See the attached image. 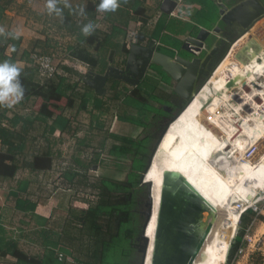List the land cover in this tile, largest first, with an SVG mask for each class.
Instances as JSON below:
<instances>
[{
	"label": "rangeland",
	"instance_id": "1",
	"mask_svg": "<svg viewBox=\"0 0 264 264\" xmlns=\"http://www.w3.org/2000/svg\"><path fill=\"white\" fill-rule=\"evenodd\" d=\"M207 1L206 6L210 7L211 3L209 0ZM63 2L65 4V0ZM96 2L97 0H68L67 3L70 7L63 5L61 6L63 8L62 11L73 13L76 16L74 23L67 25L69 32L53 33L50 31V36L44 34L46 36L44 40L46 44L42 46L43 49H39L51 53L66 74L72 69L76 72L90 73V66L81 65L76 59L74 60L70 49L71 42L81 45L80 43L78 44L79 31L89 22L94 25L99 24L100 27L96 28L109 35V42L103 45L100 50L89 47L92 52L103 58L102 64L97 66L96 71L98 73L104 74L110 66L124 68L134 44L141 46H148L150 44L147 41H140V32L133 30L132 32L128 27L130 18L134 17L135 14H147V12L150 13L154 9L150 7L148 1L120 0V7L115 12L92 10L91 8ZM131 7L134 8V13L129 10ZM81 8L83 9V14L80 12ZM171 13L173 14L174 11ZM59 18L55 12L48 13L45 22L51 20L57 22ZM154 20L155 18L152 19V22ZM148 25L151 26V24ZM78 29L80 30L78 31ZM237 30H239L238 27L231 29L232 32ZM247 38L248 36L240 39L237 45L241 46L242 42ZM249 43L258 45V47L251 46V52L254 54L253 58H257V49H263L262 52H264V48L257 43L256 39L252 38ZM9 45L7 43L4 47H0V62L13 58L6 54V48ZM238 48L235 47L234 50ZM232 54L225 56L218 63L215 70L212 71L208 79L202 82L199 88H195L193 98L171 123L159 147L160 151L165 150L176 159L169 163L171 164V169L181 171L179 169H184L185 167L187 169L190 165L195 166L196 171L191 176V182L197 186L209 201V204L205 205L203 214L206 215L205 226L211 222L212 227L206 240L203 241L204 243L193 264H264V141H262L261 151L255 161L243 159L246 157L247 144L256 141L258 138H264V108L263 112L257 108L255 111L251 110L250 114L244 112V108H232V102L229 100V90L232 83L227 80ZM261 65L259 64V67ZM23 69L32 73L36 79L40 77V73L35 65H33V62H30V66ZM251 69L254 70L253 66L248 67L250 77H252ZM240 70V67L233 70L235 77ZM148 72L157 74L160 80H147L148 76L146 75L147 77L143 78L145 80L142 84L143 87H141L142 85L135 87L128 81L119 79V84L123 81L128 86L125 87V90H122L121 95L118 94L117 96L121 99V103L115 104V107L110 108L108 112L91 110L90 115L86 111L88 108L73 107L72 112H70L71 114L68 113L72 117L69 121L73 126L70 134L62 133L61 136L54 137L51 136L52 129L50 126L40 124L41 126L37 130L36 137L35 133L31 137H28L30 140L28 143L31 148L35 140L39 139L38 136L41 135L44 138L51 136L55 142L53 149L59 154L60 161L57 162L58 166H56V169L58 172L57 174L56 172L54 173L56 177L53 178V184L57 188L53 193L55 212L52 219L56 218L55 223L58 224L55 227L59 231L63 228L69 231V228H71L70 231L74 234L72 240L73 249L68 256L70 254L78 256L79 259H76V261L78 260L79 263L77 261L75 264H94L99 261L96 253L97 248L94 247V244L92 245L91 238H99V236L103 238L102 232H89L83 218L91 204L99 199V178L111 179L113 183L110 182V186L112 188L116 186L117 188H122L123 184L128 180V172L119 167L117 164L118 157L112 155L110 149L115 143H121L117 136L138 137L142 133L143 128L138 124L123 119L138 120L144 115L143 112L147 110V108H144L145 102L152 101V94L159 91L162 92L166 86L171 90L175 85V81L156 64H151ZM161 80L165 81V83H162ZM85 84L84 81L76 80L73 84L69 85L67 90L68 94L72 92L71 94L75 95L76 102H78L77 105L80 106L84 105L83 93L85 92ZM93 90L96 92L95 89ZM96 93L103 96L108 94L107 89L103 94ZM64 94H66V90ZM219 94L223 96V103L215 111L212 109V104L213 102H218L219 97L217 95ZM174 98L176 99L174 101L177 103V106L181 105L184 100L181 96L175 94ZM77 100H83V103L79 104ZM136 102L140 108L134 109ZM64 103L60 107H65ZM177 109L170 110L169 115L161 116L154 123L151 131L148 133L147 145L149 152L152 151L165 122ZM30 110L29 112L33 114L34 111H40V108H31ZM65 110L66 108L64 110L59 108L55 111L61 114L66 113L67 111ZM200 112H206L207 117L201 119L198 116ZM217 133H219V136ZM185 140H188L189 145L186 146L185 144L184 147L183 141ZM192 145L194 146L191 147ZM189 153L193 154V157ZM156 160L157 162H162L165 159L161 160L156 157ZM221 160L224 162L220 163ZM162 171L158 166L153 165L147 174V180L155 183V180L157 181L162 177ZM240 175H243L244 179L242 185L240 184ZM249 193H253L254 195L260 194L257 198L255 196L256 200L250 205V209H253L256 213L253 214L247 210L241 213L240 216L242 208L238 205V202H242L243 206L251 203L253 198H248ZM137 198L136 210L138 212V221L136 226L139 232L129 257L124 264H138V262L140 264V248L142 247L140 231L145 211L147 210V185L140 186L137 191ZM153 198V213L155 218H157L158 210L155 203L157 199L155 193L153 194ZM245 215L248 218L244 221ZM19 216H17V221ZM239 216L240 219H238ZM70 220L73 222L69 223ZM156 224L157 220L155 219L152 222L151 219L148 228L150 244L146 264H150L151 261L150 256L153 249L152 242H154L155 238L154 228ZM52 225L55 224L52 223ZM55 227L52 226L50 229L54 230ZM240 232H243V245L240 247L242 251L240 252L239 250L235 258L229 262V260H226L229 246L232 238L234 237V241ZM0 240L4 249L2 255H5V252L11 253L14 249L24 252V248L21 246L18 238L6 240L1 235ZM34 243H38L37 239L35 242L28 243L32 250L37 249V244ZM59 243H57L58 246ZM74 256L71 255V258ZM6 259L15 262L16 258L9 256ZM18 263L21 264L20 261Z\"/></svg>",
	"mask_w": 264,
	"mask_h": 264
},
{
	"label": "crops",
	"instance_id": "2",
	"mask_svg": "<svg viewBox=\"0 0 264 264\" xmlns=\"http://www.w3.org/2000/svg\"><path fill=\"white\" fill-rule=\"evenodd\" d=\"M146 1L150 3V7H153L154 11L152 10L150 13L147 12V14H135L134 17L130 18L128 27L130 31L140 32V41H147L150 43L152 40H155V48L157 50L172 55L179 53L190 58L193 57V54L185 51L182 45L189 36H195L201 26L213 29L219 24L225 27V29L230 30V28H226L225 24L220 21L219 10L221 7L213 0L209 1L219 6L218 11L216 8L215 10L213 9L216 7L215 5L210 4V7L206 6L207 0H170L173 4L174 2L176 3L173 14L163 12L162 8H167L165 5L166 0ZM224 1L231 6L240 0ZM261 1L264 2V0ZM46 4L47 0H0V28L4 29L3 34H0V46H3V43L8 41L7 39H9L11 35L14 36L12 40H9L10 45L6 48V54L13 57L12 59H8L16 63L20 68H27V66H30L28 55L31 48L38 47L43 49L42 46L46 44L44 41L46 36L44 34L50 36V31L53 33L63 31L69 32L67 25L74 23L76 19L75 14L62 11V14L58 15L60 18L57 22L53 20L45 22L46 15L49 13ZM63 5H65L63 0H59L57 6L63 9L61 8ZM170 5L172 4L169 3V6ZM211 6L213 8H211ZM129 10L132 13L135 11L133 7ZM65 18H67V20H65ZM153 18H155L154 22H152ZM148 24H151V26ZM157 28H160L161 32L158 37H154L153 34L156 32ZM79 30L80 29H78V31ZM17 35L18 38H16ZM212 35L216 37L215 41H217L218 36L216 34ZM252 38L256 39L257 43L264 48V17L257 20L249 30L248 39ZM70 45V49L76 46L73 42H71ZM15 46H17V48H15ZM100 57L101 56H99V58ZM75 59L76 58H74V60ZM100 59L102 60L103 58ZM76 60L86 66L88 65L79 59ZM90 69V71L97 72V67L92 68L90 66ZM87 74L88 73L85 72H76L72 69L71 71L69 70L67 76H64L63 91L65 92L66 90V94H64L62 100L56 102L57 106H53V104L50 106L55 112L53 117H46L42 115L39 110L34 111L33 114L29 112L31 108L41 109L43 103L41 97L30 96L28 98H23L11 108L0 106V154L12 155L13 159H6L5 163L12 164L14 162L18 166L14 176L0 173V236L3 235L6 240L18 238L21 246L24 248H22L23 251L27 255L35 258L33 264H73L64 263L57 256V249L63 250L66 254L72 252L74 234L73 232L71 233V228H69L70 232L67 229L65 230V228L59 231L55 227L58 224L55 223L56 218L53 217L54 220L52 219L55 212V205L53 206V193L57 188L54 186L55 184H53V178L56 177L55 175L58 172L56 166H58L57 162L60 161V156L54 151L55 149H53L55 142L51 136L59 137L62 133L70 134L72 132L73 126L69 121L72 117L69 114H71L70 112H72L73 107L88 108V110H86L88 113H90L91 110L108 112L110 108L115 107V104L118 102L121 103V99L117 96L118 94L121 95L123 92L122 90H125V87L128 86L126 82L121 81L119 84L109 77L105 86L108 94L103 96L97 94L93 88L85 84V92L83 93L84 105L80 106L77 105L78 102H76L75 95L71 94L72 92L68 94L67 90L69 85L73 84L74 81H84ZM147 76V80H160L159 76H157V74H152V72H148ZM117 79L119 81V78ZM37 80L41 82L44 80V77L40 75ZM143 80L135 87H140V85L145 82V80ZM161 82L165 83V81L163 82L162 80ZM174 86L171 90H169L167 86L166 88L164 87L165 90L152 94L151 98L152 96H162V98L168 99L167 101L170 100L173 103V105L165 103L164 108L165 105L178 108L180 105L177 106V103L174 101L176 100L174 94L177 95L174 92ZM141 87H143V85ZM70 99L73 100V103L69 105L68 102ZM177 100L179 101L180 99ZM63 103L65 107H60ZM80 103L82 104L83 100H80L79 104ZM150 103L157 104L155 99L152 98V101L145 102L144 108ZM138 106L136 102L134 109L140 108ZM59 108H62V110L66 108L65 111L67 112L58 114L59 112L55 110ZM59 116L65 121L63 119L58 120L57 118ZM161 116H159L156 121ZM133 120L134 119H127L125 121L133 122ZM133 123L137 124L136 122ZM40 124L50 126L52 129L51 136L46 138L42 135L38 136L39 139L35 140L31 148L28 143L30 141L28 137H31L33 133H35L34 135L36 137L37 130L41 126ZM55 172L56 174H54ZM155 203L157 208V199ZM18 215L20 216L17 221ZM154 221L155 215L153 213L152 222ZM72 222V220L69 221V223ZM52 223L55 225H52ZM52 226L55 227L54 230L50 229ZM36 239L38 243L34 244H37V249L32 250L28 243L35 242ZM57 243H59V246ZM1 244L2 242L0 240V248L3 254L4 249ZM6 253L7 252H5V255H0V259L9 258V256H11L16 258L15 260H18L12 252ZM71 255L74 256L75 254H70L69 256ZM74 258L75 261L79 259L78 256H74Z\"/></svg>",
	"mask_w": 264,
	"mask_h": 264
},
{
	"label": "trees",
	"instance_id": "3",
	"mask_svg": "<svg viewBox=\"0 0 264 264\" xmlns=\"http://www.w3.org/2000/svg\"><path fill=\"white\" fill-rule=\"evenodd\" d=\"M99 2L100 1L97 0L96 4L93 5L91 9L96 10ZM211 5L216 6L214 8L211 6L214 10L215 8L217 11L219 10V6L216 4L211 3ZM65 20H67V18H65ZM160 32L161 29L157 28L156 32L153 34L154 37H158ZM78 36L81 45H76L71 48L73 57L85 62L92 68L102 64V60L99 56L88 47L100 50L103 45L109 42V35L96 28L95 25V30L91 35L85 36L82 31H79ZM13 37L14 36L11 35L5 43H9V40H12ZM215 38L214 35L210 36L208 39V47L213 45ZM5 43L0 47H4L6 45ZM15 48H17V46H15ZM204 54L205 52H203L201 56ZM21 69L20 80L25 89L23 98H28L30 96L41 97L43 99L40 109L41 114L46 117H53L55 112L50 106L52 104L53 106H57L56 102L62 100L64 97V76L44 78V80L40 82L34 78V75L28 72V70ZM249 74L248 68L247 70L242 69L234 79H237V82L240 83L242 78L245 79L250 77ZM110 79L116 83L118 82L116 77H111ZM113 88L115 89L114 86ZM217 96L219 97L218 102H213L212 104V109L215 111L220 107L221 103H223V96H220V94ZM152 98L155 99L157 104H147V110L143 112L144 115L138 120H133V122H136L143 128L142 133H140L138 137L117 136L121 143H115L110 149V153L118 157L117 164L119 167L128 172L127 182L123 184L122 188H117V186L112 188L110 186V182L113 183L111 179L99 178V199L91 204L83 216L89 232H102L103 238H100V236L99 238L91 236V243L97 248L96 253L99 257L98 263L94 264H124L123 261L129 257L132 246L138 235L139 231L136 226L138 221V212L136 210L138 189L136 187L140 185L139 172L144 170L150 153L147 145L148 133L151 131L154 122L159 116L169 113V111L164 108V104L173 105L170 100L167 101L168 99H164L162 96H152ZM68 103L69 105L72 104L73 100L70 99ZM198 116L204 119L207 117V113L200 112ZM59 117L57 118L58 120L63 119ZM217 135L219 136V133H217ZM6 159H13V156L10 154H0V173L14 176L18 166L14 162L12 164H6ZM248 210L253 214L256 213L253 209ZM247 218L248 216L245 215L243 220L245 221ZM242 241L243 232H240L232 243L228 259L229 262L238 254L240 247L243 245ZM12 253L23 264H33L35 262V258L25 254L19 249H14ZM0 255H2L1 248Z\"/></svg>",
	"mask_w": 264,
	"mask_h": 264
},
{
	"label": "water",
	"instance_id": "4",
	"mask_svg": "<svg viewBox=\"0 0 264 264\" xmlns=\"http://www.w3.org/2000/svg\"><path fill=\"white\" fill-rule=\"evenodd\" d=\"M220 5V21L225 27L216 25L213 29L201 26L195 36H189L184 41L182 48L193 54V57H187L182 54L172 55L155 47V40H152L148 46L134 44L131 48L129 58L124 68L110 66L104 74L90 71L84 82L96 90L98 93H105L106 82L109 77H116L126 80L134 86H138L142 79L147 75L151 64L160 66L174 81V92L184 100L176 112L165 122V125L159 134L152 151L149 155L147 164L143 171H140V186H148V203L145 217L140 231L142 240L140 264H145L148 253L149 238L147 228L153 216L154 198L152 194V183L147 180V174L152 166L155 153L170 128L171 123L180 115L186 105L194 96L195 88H199L201 83L208 79L212 71L215 70L218 63L228 54L230 46L243 35L247 34L254 23L264 17V2L261 0H240L229 6L224 0H213ZM169 3L172 5L169 6ZM166 7L163 11L171 13L176 3L165 1ZM233 27L239 30L232 32ZM212 34L218 35V40L212 46L208 47V39ZM222 40L221 43H218ZM251 40V39H250ZM205 52L203 56L201 54ZM173 107L165 105L167 111ZM234 237L232 238L233 241ZM231 241V245L232 242ZM229 258V255H228ZM193 264V263H189Z\"/></svg>",
	"mask_w": 264,
	"mask_h": 264
},
{
	"label": "bare ground",
	"instance_id": "5",
	"mask_svg": "<svg viewBox=\"0 0 264 264\" xmlns=\"http://www.w3.org/2000/svg\"><path fill=\"white\" fill-rule=\"evenodd\" d=\"M183 143L184 147L185 144L186 146L189 145L188 140L183 141ZM193 146L194 145L191 147ZM158 149L155 153L152 166H158L163 170V174L162 177H160L161 179L158 177L159 179L157 181L155 180V183L149 180L153 185L152 194L155 193L157 198L158 210L157 218H155L157 224L154 228L155 238L154 242H152L153 249L150 256V264L193 263L204 243L203 241L206 240L212 227L211 222L205 226L206 215L203 214L205 205L209 204V201L197 186L191 182V176L196 171L195 166L190 165L187 169L186 167L184 169H179L181 171H178V169L173 170L169 163L176 159H174L167 151H160V149ZM189 154L191 155V153ZM191 156L193 157V154ZM156 157L165 160L157 162ZM223 162L224 161L222 160L220 161V163ZM242 176L243 175L239 176L241 178V185L244 183ZM259 195V193L256 195L249 193L248 198H253V201L247 205L253 204ZM238 203L237 204L241 205V207L244 205L242 202ZM238 219H240V216ZM148 228L146 232L150 242ZM231 246L232 245L230 244L226 260H228Z\"/></svg>",
	"mask_w": 264,
	"mask_h": 264
},
{
	"label": "built area",
	"instance_id": "6",
	"mask_svg": "<svg viewBox=\"0 0 264 264\" xmlns=\"http://www.w3.org/2000/svg\"><path fill=\"white\" fill-rule=\"evenodd\" d=\"M96 27H100L99 24H96ZM248 36V33L239 38L236 42L230 46L228 55L232 53V61L230 62V68L227 73V80L232 83L231 89L229 90L230 98L232 102V108H244V112L247 114L251 113V110L255 111L257 108L263 112L264 108V52L263 49H257V58H253L254 54L251 52V46L258 47L256 44H250V39H246L242 42L241 46L237 45L240 39ZM248 40V42H247ZM235 47H239L234 50ZM249 52V53H248ZM251 53V54H250ZM30 62H33V65L38 69L40 75L44 78H54L56 76H67L64 69L60 68L59 64L55 61L54 56L51 53L44 52L38 47L31 48L29 50ZM261 67H259V64ZM81 65H84L80 62ZM85 66V65H84ZM253 66L251 69L252 77H247L241 79V82L238 83L234 75V69L240 67L241 70ZM256 66V68H255ZM209 117V116H208ZM210 119V118H209ZM264 138H258L256 141L249 142L246 146V157L245 160L255 161L258 158V155L261 151V144ZM241 206V205H239ZM241 213L250 209V205L241 207ZM240 252L242 248L239 249ZM57 256L64 263H75V258L68 256L63 250L57 249ZM0 264H19L17 260L12 262V260H7L6 258L0 259Z\"/></svg>",
	"mask_w": 264,
	"mask_h": 264
},
{
	"label": "clouds",
	"instance_id": "7",
	"mask_svg": "<svg viewBox=\"0 0 264 264\" xmlns=\"http://www.w3.org/2000/svg\"><path fill=\"white\" fill-rule=\"evenodd\" d=\"M59 0H47L46 7L51 14L55 12L57 15L62 14V9L58 5ZM65 7H70L65 0ZM120 7V0H100L97 5L98 12H115ZM83 14V9H80ZM95 30V25L91 22L85 24L81 31L85 36L91 35ZM4 29L0 28V34H3ZM18 38V35L16 36ZM22 69L10 60L0 62V106L13 107L19 103L24 97L25 89L21 83Z\"/></svg>",
	"mask_w": 264,
	"mask_h": 264
},
{
	"label": "flooded vegetation",
	"instance_id": "8",
	"mask_svg": "<svg viewBox=\"0 0 264 264\" xmlns=\"http://www.w3.org/2000/svg\"><path fill=\"white\" fill-rule=\"evenodd\" d=\"M220 26H221V25H220ZM217 36H218V35H217ZM217 40H218V39H217ZM220 41H221V39H220ZM220 41H219L218 43H221ZM216 42H217V41H215L214 43H216ZM214 43H213V44H214ZM172 109H175V108H172ZM169 113H170V111H169ZM169 113H168V114H169ZM168 114H167V115H168ZM136 188H137V187H136ZM136 238H137V237H136ZM126 259H127V258H126ZM126 259L123 261V263L126 262ZM138 264H139V262H138Z\"/></svg>",
	"mask_w": 264,
	"mask_h": 264
}]
</instances>
